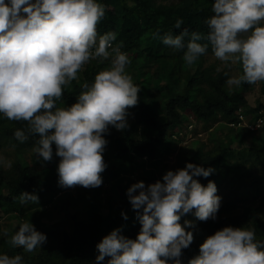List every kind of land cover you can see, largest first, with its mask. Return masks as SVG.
Returning a JSON list of instances; mask_svg holds the SVG:
<instances>
[{
  "label": "clouds",
  "instance_id": "clouds-1",
  "mask_svg": "<svg viewBox=\"0 0 264 264\" xmlns=\"http://www.w3.org/2000/svg\"><path fill=\"white\" fill-rule=\"evenodd\" d=\"M105 11L97 0H0V114L9 121L27 122L26 129H17L14 136L20 143L39 137L32 149L38 161L60 158L58 184L64 188L102 186L101 174L108 166L103 153L109 143L104 137L110 127L126 130L129 109L139 103L141 88L126 71L131 61L121 50L122 42L114 46L115 32L97 31ZM211 11L214 15L205 20L206 37L184 29L175 36L164 34L162 43L175 50L186 48L187 65L205 55L209 44L229 71L241 63V75L225 72L230 90L264 82V0H214ZM182 23L178 19L175 27ZM203 39L209 43H199ZM109 59L110 68L99 72L91 85L83 83L73 104L57 107L64 87L78 79L85 65ZM0 167L11 169L12 161L0 155ZM215 171L186 163L166 171L155 183H133L126 196L140 231L131 239L121 228L113 229L96 245V264H104L106 257L107 264H183V250L194 240L186 228L193 224L185 220L182 226L179 221L193 210L202 222L216 220L222 200L217 186L196 179ZM19 200L22 205L38 204L39 197L21 192ZM121 215L128 219L126 213ZM3 235H8L7 229ZM8 242L32 253L42 248L47 236L31 222H23ZM22 261L19 254H0V264ZM188 264H264V241L256 240L253 229L227 226L208 236Z\"/></svg>",
  "mask_w": 264,
  "mask_h": 264
},
{
  "label": "trees",
  "instance_id": "trees-1",
  "mask_svg": "<svg viewBox=\"0 0 264 264\" xmlns=\"http://www.w3.org/2000/svg\"><path fill=\"white\" fill-rule=\"evenodd\" d=\"M105 6V16L97 25L100 35L107 32L117 34L115 44L122 42V51L132 55L134 61L147 63L140 72L141 78L135 80L141 91L138 95L146 96L137 106L129 109L134 121L128 123L124 131H117L110 127L108 145L103 158L108 165L101 174L103 183L113 179L124 180L125 176L139 173L143 175L148 170L147 178L141 181H151L159 177L158 166L162 158L173 151L179 153L178 143L182 142L184 135L181 132L189 130V125L198 123L201 128L194 127L193 140L200 141L198 134L207 131L210 140L214 143L211 150L205 151L202 156L193 154L185 158L186 163H194L203 167H213L216 171L207 178L197 177L202 185H207L209 180L217 186V195L222 196L221 188L228 185L227 198H222L217 215L220 218L202 222L198 220L194 211L184 216L183 220L191 221L193 227L186 228L194 235L193 243L188 249L183 250V264L199 255V247L205 239L199 240L195 235L200 230L216 232L227 226L244 227L255 231V238L264 241V216L262 203L253 206L249 201L250 190L256 196L264 199V178L254 175L251 168H264V124L258 129H250L247 124L254 123L258 116V107H252L247 100V91L251 85L245 83L239 88L229 89L226 85L228 76L225 69L216 71L214 66H203V59L207 54H213L209 44L207 53L195 63L194 69L183 60L185 49L175 50L162 43L161 37L171 33L178 35L184 29L189 33L199 32L206 37L209 29L205 20L214 13L211 11L214 0H177L164 2L161 0H97ZM183 21L180 28L175 27L176 21ZM159 33V37L156 34ZM187 43V38L185 40ZM208 44L207 39L199 41ZM156 63L154 73L151 66ZM111 62L92 61L78 79L64 87V94L57 107H68L79 96L82 84L89 85L94 82L95 76L110 68ZM240 75L242 66L239 63ZM157 72L158 94L154 96L151 83ZM164 72L163 74H160ZM163 77V79H162ZM264 98V82L261 85ZM162 98V99H159ZM162 100V103L159 101ZM259 105L264 106L263 102ZM243 118V119H242ZM246 124L240 125L242 137H250L251 142L237 150L227 144L222 136L232 132L240 120ZM25 121H9L0 114V150L12 147L15 159L11 169L0 167V207L6 214L21 213L34 224L37 231L47 236V242L39 248L37 254L31 255L23 248H13L8 240L1 238L0 254L9 256L21 255L22 264H96L99 254L96 245L113 229L121 228L122 234L135 239L141 225L136 219V212L128 210L129 201L124 193V210L128 219H123L121 213L113 214L111 210L102 215L99 193L89 194L87 191L82 196V211L72 212L71 226L56 228L45 223L41 214L48 205H53L55 200L68 188L58 184L57 166L59 157L53 160L47 168H39L37 164L22 162L25 150L33 149L38 136H29L20 143L14 133L17 129H26ZM261 132V133H260ZM260 133V135H257ZM176 134H178L176 136ZM219 134L220 137L217 136ZM231 134V136H232ZM225 140V141H224ZM173 141V143H171ZM55 150V146H53ZM246 159H240L239 156ZM170 156V155H169ZM37 162V163H38ZM249 176L252 179L245 182ZM162 180V179H161ZM241 186V187H240ZM21 192L35 193L39 197L38 204H21ZM70 194V193H68ZM121 196V195H120ZM77 199V198H76ZM75 199V200H76ZM249 202V203H247ZM109 207V202L106 203ZM244 205V213H236V209ZM111 208V207H110ZM84 210V212H83ZM33 212L36 216H33ZM41 213V214H40ZM237 214V215H236ZM184 223V221H182ZM213 233V234H214ZM106 257L104 264H107Z\"/></svg>",
  "mask_w": 264,
  "mask_h": 264
},
{
  "label": "rangeland",
  "instance_id": "rangeland-1",
  "mask_svg": "<svg viewBox=\"0 0 264 264\" xmlns=\"http://www.w3.org/2000/svg\"><path fill=\"white\" fill-rule=\"evenodd\" d=\"M164 2H173V1H177V0H161ZM264 23V22H262ZM247 34H242V37H246ZM129 58H130V64L126 67V71L128 74H130L133 78V83L135 82V80L140 79L141 78V71L143 69V65H146L147 63H139L136 61H134L132 58L131 54H128ZM111 62V60H106ZM92 64V61H90L87 65H85V67L79 72V74L82 73V71L89 65ZM156 63H153L151 66V72L154 73L155 68H156ZM191 66V65H190ZM194 64L191 66V69H194ZM203 66H214L216 71L225 69L227 72H229V75H240V68H239V62L234 63L232 65V69L231 71H229L228 68L225 67L224 62L218 60L214 54H207L204 59H203ZM164 72H161L160 74H163ZM159 75V74H158ZM157 72H155L152 83H151V91L153 92L154 96L158 97V76ZM157 79V80H156ZM163 79V77H162ZM261 85L262 82H257V84L255 85H251L250 89L247 91V100L248 103L252 106V107H258V115H264V106L259 105V103L263 102V96H262V90H261ZM139 97V102L141 100H145L146 96L143 95H138ZM162 99V98H159ZM160 103H162V100L159 101ZM134 119L131 115H129L128 117V123L133 122ZM244 122H247L246 120H244ZM197 126V127H196ZM194 127L200 129L201 125L198 123H192L191 125H189V130H187L186 135L184 134L185 132H181V134L184 135V139L182 142L178 143L179 146V153L177 155L176 151H173L172 153H170L168 156H165L162 158L161 163L158 166V173H159V177H157L156 179H153L151 181H143L145 183V185L151 184V183H155L157 180H161L162 176L166 173V171L168 170H173L175 171L178 168H183L185 167V158H190L193 156V154H195L196 156H202L204 154L205 151L211 150L213 148L214 143L210 140V135L207 134V131L202 132V134H198V137H201L200 141L197 140H193L192 139L195 137L194 134H192V130L194 129ZM240 126L238 125V127H236V129L234 130V133L232 134V132H229L225 135H223L222 137L225 139L226 138V142L228 145H230L231 147L237 149V150H241L244 145L248 144L251 142L250 137H242V132L239 130ZM261 133V132H260ZM260 133H258L257 135H260ZM232 134V136H231ZM178 134H176L177 136ZM108 135H106L104 138L106 140H108ZM218 137L219 134H217ZM210 139H209V138ZM225 141V140H224ZM171 143H173V141H171ZM15 151L12 147H5L2 148L0 150V155L7 157L9 160H11L12 162L15 159ZM240 159H246L245 156H239ZM22 162H24L25 164H37L39 168H48L49 164H42V162H38V160L35 157V154L33 153L32 149L29 150H25V152L22 154ZM38 162V163H37ZM252 173H254L253 177L255 175H261L262 178H264V168H259L258 167H253L251 168ZM148 170L146 169V172L141 176L139 175V173H136L135 175L131 174L129 176H125L124 180L120 181L117 179H113L108 183H103L102 186L98 187V188H94V189H86L82 186H75V187H71L68 188V192L67 193H63L61 196H59L53 205H48L45 209L46 211H43V214H41V217H43V220L45 221V223L49 224L50 226L56 227V228H64V227H68L71 226V213L72 212H76V211H82L81 209V205L83 207L82 202V196L84 194L85 191H87L89 194H94V193H99L100 195V201L103 204L101 207V213L102 215H106L107 213H109V210H111V212L113 214L116 213H121L122 210H124V204H123V200H124V193H126V190L133 184L136 183L138 181H141L140 178H147L148 176ZM252 179V176H249L247 178V180H245V182L249 183V181ZM264 182V181H263ZM264 184V183H263ZM241 187V186H240ZM229 191V187L228 185H223L221 188V198H227V193ZM264 191V189H263ZM70 193V194H68ZM250 194L251 196H249L248 201L253 205V206H257L260 205L262 203V215L264 216V199H261L259 196H256L255 194H253V192H251L250 190ZM121 195V196H120ZM77 198V199H76ZM76 199V200H75ZM107 202H109L110 207L106 204ZM247 202V203H249ZM130 212H134V210L131 207V204L129 203L128 206V210ZM236 213H239L242 211V213H244V205L242 207H239L236 209ZM84 212V210H83ZM33 216H36V213L33 212L32 214ZM237 215V214H236ZM218 218H220L219 215H217ZM184 216L181 217V220L179 221V223L183 226L184 223L182 221ZM23 222H28V218L26 216H24L23 214H6L2 208L0 207V240L1 238H4L6 240H10V237L15 233V231L18 230L19 224L23 223ZM7 229L8 230V235L4 236L3 235V230ZM214 232H212L211 230H200L198 231V233L195 235V238L199 239V240H203L205 239L206 234L207 235H212ZM39 251V248H37L34 252L30 253L31 255L33 254H37Z\"/></svg>",
  "mask_w": 264,
  "mask_h": 264
},
{
  "label": "built area",
  "instance_id": "built-area-1",
  "mask_svg": "<svg viewBox=\"0 0 264 264\" xmlns=\"http://www.w3.org/2000/svg\"><path fill=\"white\" fill-rule=\"evenodd\" d=\"M242 119L240 120V122L238 124L239 126L243 123ZM243 124H246V122H244ZM263 124H264V115H258L255 122L252 124L249 123V124H247V126H248V128L254 130V129H258V128L262 127Z\"/></svg>",
  "mask_w": 264,
  "mask_h": 264
}]
</instances>
